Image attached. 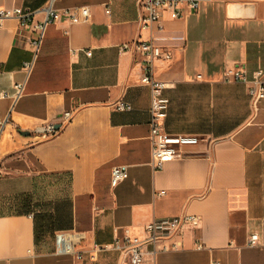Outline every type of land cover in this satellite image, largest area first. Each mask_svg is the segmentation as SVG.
<instances>
[{"label":"crops","instance_id":"crops-1","mask_svg":"<svg viewBox=\"0 0 264 264\" xmlns=\"http://www.w3.org/2000/svg\"><path fill=\"white\" fill-rule=\"evenodd\" d=\"M48 2L0 0V9L35 12L26 27L17 19L0 26V95L25 79ZM82 7L87 22L62 16L47 27L13 109L0 98V264H123L119 251L95 252L94 244L126 231L143 237L148 223L183 214L201 216V226L185 231L183 248L148 254L144 264H264V99L255 106L247 85L222 79L226 68L264 69V0H200L196 11H167L147 25L138 0L54 4L59 12ZM148 40L168 54L154 63L168 84L164 132L203 140L162 169L152 165L142 59L120 52ZM119 101L132 109L117 110ZM49 124L59 126L54 134L38 132ZM117 166L128 178L113 186ZM43 210L51 231L37 243L34 215ZM60 232L83 234L74 254L56 251ZM255 233L260 243L251 246Z\"/></svg>","mask_w":264,"mask_h":264},{"label":"built area","instance_id":"built-area-1","mask_svg":"<svg viewBox=\"0 0 264 264\" xmlns=\"http://www.w3.org/2000/svg\"><path fill=\"white\" fill-rule=\"evenodd\" d=\"M56 0H49L44 8V19L36 24L37 36L31 42L34 47L32 58L24 62L23 71L25 79L13 84V92H4L0 98L11 101V110L25 94L27 80L30 77L40 48L42 46L46 29L55 23L62 16H67L72 23L87 22L90 17V10L87 7L67 8L61 12L55 10ZM189 7L196 11L200 7V0H138L140 20L144 24L159 23L165 12H170L174 18H181L185 8ZM35 12L22 8L0 9V26L5 20L17 19L21 27H26L33 23ZM135 52L142 59L143 75L141 83L150 87L151 108H150V141L152 145L153 161L155 169H162L167 161L182 159L185 157L184 149L197 146L203 140L194 135L188 134H168L163 130V122L167 117L169 109V99L165 96L168 84L154 76L155 60L168 54H164L163 48L153 40L136 41L123 44L120 52ZM91 55V52H87ZM225 82H240L248 86L249 94L253 104H257L264 99V69H259L249 75L245 70L234 67L226 68L222 77ZM119 111H130L132 106L119 101L115 105ZM64 119H71V112L64 113ZM6 121V120H5ZM5 122L0 121V126ZM41 134H54L55 125L49 124L38 131ZM128 178V168L117 166L112 170L113 186ZM202 218L199 215L183 214L180 216L168 217L154 220L144 227V236H132L128 231L122 239L116 238L112 243L99 245L94 244L95 252L119 251L123 255V264H144L146 256H155L159 252L177 251L183 248V238L186 230H195L201 226ZM83 239V234L60 232L55 235L56 251L60 254H74V246ZM260 243L257 233L251 235L249 245L256 246ZM198 248H202L199 244ZM213 264H219L214 262Z\"/></svg>","mask_w":264,"mask_h":264},{"label":"trees","instance_id":"trees-1","mask_svg":"<svg viewBox=\"0 0 264 264\" xmlns=\"http://www.w3.org/2000/svg\"><path fill=\"white\" fill-rule=\"evenodd\" d=\"M39 216V219H36ZM35 222V242H39L46 234L51 231L50 215L43 210L41 213L34 215Z\"/></svg>","mask_w":264,"mask_h":264},{"label":"water","instance_id":"water-1","mask_svg":"<svg viewBox=\"0 0 264 264\" xmlns=\"http://www.w3.org/2000/svg\"><path fill=\"white\" fill-rule=\"evenodd\" d=\"M59 126H55V129H57Z\"/></svg>","mask_w":264,"mask_h":264}]
</instances>
